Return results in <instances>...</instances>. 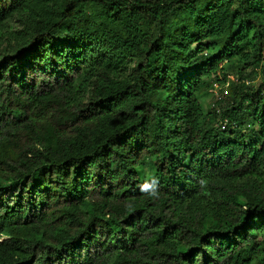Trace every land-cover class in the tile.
<instances>
[{
    "label": "trees",
    "instance_id": "1",
    "mask_svg": "<svg viewBox=\"0 0 264 264\" xmlns=\"http://www.w3.org/2000/svg\"><path fill=\"white\" fill-rule=\"evenodd\" d=\"M0 264H264V0H0Z\"/></svg>",
    "mask_w": 264,
    "mask_h": 264
},
{
    "label": "built area",
    "instance_id": "2",
    "mask_svg": "<svg viewBox=\"0 0 264 264\" xmlns=\"http://www.w3.org/2000/svg\"><path fill=\"white\" fill-rule=\"evenodd\" d=\"M227 80H230L229 77H227ZM212 96L214 100H219L221 101L222 99H225L226 96L228 95V91H227V84H223V83H218V82H214L212 85ZM216 106V105H215ZM216 113L219 116V108L215 109ZM217 127H219L221 130H224L226 128H238L237 123L235 122H230L228 118L224 117V118H220L219 116V121L216 123Z\"/></svg>",
    "mask_w": 264,
    "mask_h": 264
},
{
    "label": "rangeland",
    "instance_id": "3",
    "mask_svg": "<svg viewBox=\"0 0 264 264\" xmlns=\"http://www.w3.org/2000/svg\"><path fill=\"white\" fill-rule=\"evenodd\" d=\"M195 47V46H194ZM246 73H248L249 75H250V80L252 79L253 81H256V79H255V77H254V75L253 74H251L250 72H249V70H246ZM236 74H235V72L234 71H232V72H230V75L228 76L229 77V79L231 80V81H236V79H237V76H235ZM248 78V79H249ZM250 82V81H249ZM227 88V87H226ZM214 99H213V96H212V93L211 94H209L208 96H206L205 97V99H203L202 101H203V104H204V108L205 109H209V105L212 103V101H213ZM12 191V190H11Z\"/></svg>",
    "mask_w": 264,
    "mask_h": 264
}]
</instances>
